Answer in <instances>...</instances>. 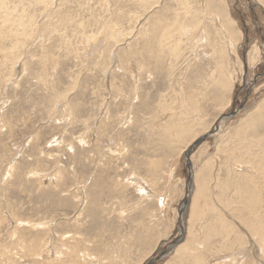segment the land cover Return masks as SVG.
I'll list each match as a JSON object with an SVG mask.
<instances>
[{
    "label": "rangeland",
    "instance_id": "obj_1",
    "mask_svg": "<svg viewBox=\"0 0 264 264\" xmlns=\"http://www.w3.org/2000/svg\"><path fill=\"white\" fill-rule=\"evenodd\" d=\"M163 250L264 264V0H0V264Z\"/></svg>",
    "mask_w": 264,
    "mask_h": 264
},
{
    "label": "water",
    "instance_id": "obj_2",
    "mask_svg": "<svg viewBox=\"0 0 264 264\" xmlns=\"http://www.w3.org/2000/svg\"><path fill=\"white\" fill-rule=\"evenodd\" d=\"M211 133H212V132H208L206 135L200 137L195 143H193V144L188 148V150L186 151V156H187V159H188V164H189V166H191V162H190V158H189L191 152L194 150V148H195L196 146H198L202 141H204L205 138H206L208 135H210ZM185 202H186V203L188 202V197H186ZM183 229H184V228H183ZM183 229H182V232L184 233V230H183ZM183 233H182V234H183ZM182 238H183V235H181L180 237L176 238V239L173 241V244H171V245H172V246L177 245L178 243H180V242L182 241ZM165 254H166V250H163V251L161 252V254L158 255L155 259L151 260V261L149 262V264H154V262H155L156 260L160 259V258H161L162 256H164Z\"/></svg>",
    "mask_w": 264,
    "mask_h": 264
},
{
    "label": "bare ground",
    "instance_id": "obj_3",
    "mask_svg": "<svg viewBox=\"0 0 264 264\" xmlns=\"http://www.w3.org/2000/svg\"><path fill=\"white\" fill-rule=\"evenodd\" d=\"M228 117H230V116H228ZM183 227V226H182ZM183 229V228H182ZM184 230V229H183Z\"/></svg>",
    "mask_w": 264,
    "mask_h": 264
}]
</instances>
